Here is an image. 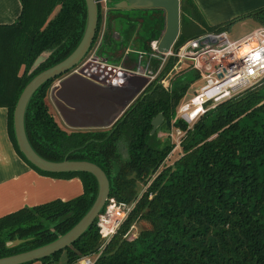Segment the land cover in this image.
<instances>
[{
	"label": "trees",
	"instance_id": "trees-1",
	"mask_svg": "<svg viewBox=\"0 0 264 264\" xmlns=\"http://www.w3.org/2000/svg\"><path fill=\"white\" fill-rule=\"evenodd\" d=\"M19 1L18 18L0 24V108L7 110L8 135L15 152L30 168L43 176L78 178L82 194L0 217V258L42 247L66 234L97 195V182L89 173H47L27 162L13 129V111L24 87L37 74L66 59L79 44L86 26L85 2ZM179 5L180 33L175 46L207 30L227 32L243 19L264 25V7L208 26L193 0H179ZM150 19L138 34L148 43L158 41L165 24L161 10L153 11ZM135 30L136 25H129L126 39ZM140 48L148 50L149 45ZM44 52L49 53L46 60L31 71ZM156 64H152L153 71ZM169 69L166 65L159 76ZM55 80L38 88L26 105L24 130L29 145L49 162L95 164L107 177L109 198L136 203L94 264H264V79L204 113L191 128L176 122L185 132L182 155L159 172L174 145L169 140L161 145L157 133L169 131L188 83L165 90L157 80L152 81L111 128L66 132L46 102L47 90ZM159 115L162 124L151 134V122ZM149 180L150 185L138 197L137 184ZM96 222L72 245L38 261L51 264L64 254L65 264H75L81 257L97 253L102 240ZM135 222L148 228L131 240L124 238Z\"/></svg>",
	"mask_w": 264,
	"mask_h": 264
},
{
	"label": "water",
	"instance_id": "water-1",
	"mask_svg": "<svg viewBox=\"0 0 264 264\" xmlns=\"http://www.w3.org/2000/svg\"><path fill=\"white\" fill-rule=\"evenodd\" d=\"M84 2L87 18L79 44L66 59L40 72L24 87L13 111V129L17 147L27 162L47 173H89L97 182V195L87 213L66 234L42 247L0 258V264L31 263L69 247L92 226L109 195L107 177L98 166L85 161H46L33 151L24 130L25 108L34 92L46 82L61 77L76 66L91 46L98 20L97 1L84 0ZM114 7L117 9L163 11L165 24L156 45L158 54L167 53L179 36V0H121ZM48 55V52L39 55L34 61L31 71L44 62ZM149 83V77L134 73H127L111 84L95 83L83 75L71 74L59 80L52 87L50 98L59 119L69 129L76 131L107 130L114 125ZM161 124L162 116L159 115L151 122V134Z\"/></svg>",
	"mask_w": 264,
	"mask_h": 264
},
{
	"label": "built area",
	"instance_id": "built-area-1",
	"mask_svg": "<svg viewBox=\"0 0 264 264\" xmlns=\"http://www.w3.org/2000/svg\"><path fill=\"white\" fill-rule=\"evenodd\" d=\"M157 42L151 43L147 59L143 60L142 53H138L133 63L135 74L149 77L150 82L159 78L157 82L165 90L172 87L173 77H178L181 70H192L195 75L171 120L167 137L171 138L175 148L181 147L185 136V132L175 126L176 122L191 128L204 113L264 79V25H258L236 40L230 39L226 31L207 30L177 46L174 43L167 53L162 54L156 51ZM154 61L157 63L156 71L152 70ZM166 65H170V69L160 77ZM188 91L192 93L189 96ZM135 204L118 202L108 197L96 218L101 247L97 253L83 256L75 264H94L104 246L131 214ZM128 234L124 238L128 239Z\"/></svg>",
	"mask_w": 264,
	"mask_h": 264
},
{
	"label": "crops",
	"instance_id": "crops-1",
	"mask_svg": "<svg viewBox=\"0 0 264 264\" xmlns=\"http://www.w3.org/2000/svg\"><path fill=\"white\" fill-rule=\"evenodd\" d=\"M193 2L208 26L227 23L264 7V0ZM20 10L19 0H0V24L15 21ZM81 194L82 184L78 178L40 175L17 155L7 131V110L0 108V217L54 200L69 201Z\"/></svg>",
	"mask_w": 264,
	"mask_h": 264
},
{
	"label": "flooded vegetation",
	"instance_id": "flooded-vegetation-1",
	"mask_svg": "<svg viewBox=\"0 0 264 264\" xmlns=\"http://www.w3.org/2000/svg\"><path fill=\"white\" fill-rule=\"evenodd\" d=\"M119 1L121 0H97V27L85 56L96 45L95 51L87 60H83L84 56L76 66L56 78L55 82L71 74H80L95 83H115L121 76L134 73L133 63L138 53H142L143 60L150 56V49L142 50L140 47L149 45L150 48L152 42L148 43L138 37V34L142 33L143 27L148 23L146 21L151 20L152 12L159 10L117 9L114 5ZM132 24L136 25L135 34L126 39V30ZM97 38L100 40L96 44Z\"/></svg>",
	"mask_w": 264,
	"mask_h": 264
},
{
	"label": "rangeland",
	"instance_id": "rangeland-1",
	"mask_svg": "<svg viewBox=\"0 0 264 264\" xmlns=\"http://www.w3.org/2000/svg\"><path fill=\"white\" fill-rule=\"evenodd\" d=\"M57 11H58V7L53 11V13L51 14L50 18H52L56 14ZM12 22H14V21H12ZM7 24H10V23H7ZM189 26H192V25L189 24ZM257 26L258 25L253 20L243 19V20H240V21H237V22L233 23L227 29V33H228V36L230 37V39L236 40V39H239V38L243 37L244 35L248 34L252 30L256 29ZM99 40H100V38H97L96 44H97V42ZM95 49H96V45L92 48V51H90V53H88V55L84 57L83 60L89 59L92 56V54L95 51ZM194 79H195L194 71L183 69V70H181L179 72L177 78H176V76L173 77L172 85L185 84V83H188L190 85L191 82ZM56 82H54L53 84H55ZM50 91H51V85L48 88L47 94H46V102H47V105L49 106V112L52 114V116L54 117L55 121L57 122V124L59 125V127L62 130L66 131V132L76 131V130L69 129L59 119V117H58V115L56 113V110L54 108V105H53V103L51 101V98H50ZM188 93H189L188 96L192 94L191 91H188ZM169 131H170V129H169ZM169 131H166V129H162V130L158 131L157 138L161 142V145L167 144L168 140L170 141V144L174 145V143L172 142L171 138L167 137L168 133H170ZM181 155H182L181 147L175 148V145H174V149L167 156V158L165 159L163 165L159 168L158 172L160 170H162L164 167L171 166L178 158H180ZM151 181L152 180L147 181V183H138L137 184L136 191H137L138 197H140L142 195V193L145 191V189L150 185ZM146 228H148V226L146 224H144L143 222H135V223H133V225L129 228V231L127 232V233H129L127 238L128 239H132L133 237H136L137 234L141 230L146 229ZM10 245L12 246L11 243H10ZM51 264H65V256H64V254L60 257L58 262H54V263H51Z\"/></svg>",
	"mask_w": 264,
	"mask_h": 264
}]
</instances>
